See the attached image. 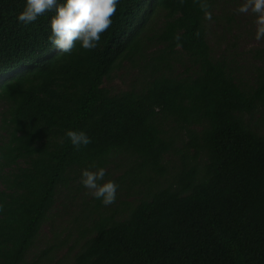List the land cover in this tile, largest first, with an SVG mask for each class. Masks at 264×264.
Returning a JSON list of instances; mask_svg holds the SVG:
<instances>
[{"label": "trees", "instance_id": "trees-1", "mask_svg": "<svg viewBox=\"0 0 264 264\" xmlns=\"http://www.w3.org/2000/svg\"><path fill=\"white\" fill-rule=\"evenodd\" d=\"M23 5L0 0V264H49L73 236L69 264H264V65L238 79L194 0H120L98 46L70 55L48 40L54 12L25 27ZM126 63L140 84L114 93ZM69 129L92 142L75 150ZM93 166L116 201L84 200L74 233L37 252L60 195L74 199Z\"/></svg>", "mask_w": 264, "mask_h": 264}, {"label": "clouds", "instance_id": "clouds-1", "mask_svg": "<svg viewBox=\"0 0 264 264\" xmlns=\"http://www.w3.org/2000/svg\"><path fill=\"white\" fill-rule=\"evenodd\" d=\"M194 2L200 5L204 18L212 20L206 0ZM119 3L120 0H24L16 20L27 27L46 12H54L49 21L48 40L57 53L70 55L77 44L84 50H93L98 46L101 35L112 25V17ZM237 11L241 14L251 12L255 16V39H264V0H244ZM65 136L77 151L92 142L85 131L69 129ZM105 177L104 167L83 168L79 183L94 199L108 206L116 201L119 185Z\"/></svg>", "mask_w": 264, "mask_h": 264}, {"label": "rangeland", "instance_id": "rangeland-1", "mask_svg": "<svg viewBox=\"0 0 264 264\" xmlns=\"http://www.w3.org/2000/svg\"><path fill=\"white\" fill-rule=\"evenodd\" d=\"M244 0H219L212 12V20L207 23V39L213 48L214 56L219 59H226L230 68L234 71L238 79L244 84H249L255 78V70L259 66L264 65V39L257 41L255 39V16L249 12L241 14L237 11L239 5ZM225 10H230L235 14L233 22L229 24ZM163 15L159 17L152 28L158 29ZM159 47L153 42L147 44L146 54L155 53ZM260 52L261 56L257 54ZM187 64L185 58H181L180 62L174 66V73L180 74L184 71L183 65ZM138 71L130 64H124L113 76L111 82L106 83V87L114 93L129 90L131 87L139 86ZM73 199L71 193H63L60 195L56 205L53 221L43 227L41 241L37 252L44 250L48 243L52 241L55 235H59L60 239H65L70 233H74L73 224L77 219V215L81 209V203L91 200L93 197L86 190H80L75 194ZM77 236L68 239V245L57 253L55 261L49 264H55L61 258L67 259V263H72L73 257L78 250L71 251L69 247L75 242ZM70 253V255H68ZM32 256L28 261L32 262Z\"/></svg>", "mask_w": 264, "mask_h": 264}]
</instances>
